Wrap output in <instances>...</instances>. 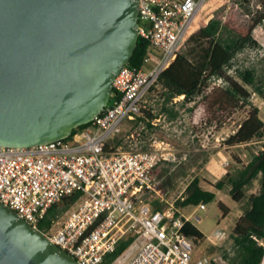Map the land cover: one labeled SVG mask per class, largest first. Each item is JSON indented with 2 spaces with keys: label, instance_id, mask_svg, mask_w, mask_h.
Wrapping results in <instances>:
<instances>
[{
  "label": "built area",
  "instance_id": "2783aa9c",
  "mask_svg": "<svg viewBox=\"0 0 264 264\" xmlns=\"http://www.w3.org/2000/svg\"><path fill=\"white\" fill-rule=\"evenodd\" d=\"M204 1L138 0V35L151 48L144 61L148 69L126 65L117 73L108 106L75 141L31 148L0 147V201L80 264H103L128 234L135 236L133 243L112 264L215 261L208 255L195 257V247L183 231L191 217L176 206L178 199L156 210L146 197L156 192L153 171L175 160L170 144L155 141L142 150L137 146L143 141L134 135L147 130L139 119L146 111L155 113L151 109L157 100L154 88L183 49L186 51V40ZM183 98L177 97L173 103ZM161 120L166 116L151 123L159 126ZM125 121L133 130L128 149L118 146L108 151L107 146L123 133ZM252 144L257 143L248 145ZM259 144H264V138ZM259 149L264 150L262 146ZM77 192L81 196L76 203L41 230L49 210ZM200 209L206 206L200 205ZM211 238L223 241L226 232L217 229ZM254 239L264 247L263 239Z\"/></svg>",
  "mask_w": 264,
  "mask_h": 264
},
{
  "label": "water",
  "instance_id": "95a60500",
  "mask_svg": "<svg viewBox=\"0 0 264 264\" xmlns=\"http://www.w3.org/2000/svg\"><path fill=\"white\" fill-rule=\"evenodd\" d=\"M138 0H0V147L69 138L109 104ZM0 264H80L0 201Z\"/></svg>",
  "mask_w": 264,
  "mask_h": 264
},
{
  "label": "trees",
  "instance_id": "16d2710c",
  "mask_svg": "<svg viewBox=\"0 0 264 264\" xmlns=\"http://www.w3.org/2000/svg\"><path fill=\"white\" fill-rule=\"evenodd\" d=\"M208 0L204 1L202 9ZM244 4H249L250 0H242ZM260 10L251 19L249 28H242L238 25V20L228 13L226 6L222 8V13H215L214 16L204 24L197 33L186 40V53H181L175 62L161 75L157 88V100L151 109L155 113L146 111L139 120L146 123L147 130L141 132L143 136L155 129L152 121L161 115L166 119H177L178 112H175L170 105L186 106L203 97L206 100L214 101L219 111L240 106L246 107L250 104V99L256 95L264 100V70H259L256 66H238L235 64L236 58L249 49H262L260 42L255 36V30L264 24V0H257ZM225 5V4H224ZM151 50L149 44L139 36L138 45L128 66L136 70H147L144 64L145 57ZM234 73V74H233ZM221 81V82H219ZM221 83L224 88H211L213 84ZM217 96L214 97V95ZM184 98L173 103L177 97ZM112 101V100H111ZM170 106V107H169ZM150 109V110H151ZM192 111V109L190 110ZM89 124L79 126L74 129L71 136L62 142H73L81 130ZM133 130H131L132 133ZM139 138V136H137ZM264 138V122L259 117V108L250 110L247 118L239 125L238 130L231 135L226 144L232 146H242L259 141ZM142 140V138H139ZM143 141V140H142ZM111 144L107 150H111ZM149 148H145L147 150ZM143 150V149H142ZM158 167L153 174L158 171ZM259 181L260 189L257 194H252L247 199L243 214L238 219L230 237L233 241V252L225 255L231 264H261L264 257V247L260 246L254 237L264 240V150L258 149L252 159L247 162L236 174H226L223 179L212 187L217 191H222L228 183L231 187L230 194L236 203H242L247 197V189L254 181ZM168 181H165V185ZM164 184H158V190L164 189ZM162 191V190H161ZM81 196L80 192L65 198L59 204L54 205L48 212L40 229L50 227L52 220L60 218L67 212ZM216 199V193L206 189L199 177H195L186 187L183 197L176 201V206L182 209L188 207H198L209 205ZM163 202L166 201L162 198ZM161 200V202H162ZM153 206L156 210L162 209L163 204L155 201ZM219 208L223 212V217H227L230 209L219 203ZM59 216V217H58ZM184 233L192 242L195 248L203 245L207 237L191 222L187 223ZM135 236L128 234L120 239L116 251L106 256L103 264H112L129 246L133 243Z\"/></svg>",
  "mask_w": 264,
  "mask_h": 264
},
{
  "label": "rangeland",
  "instance_id": "374dc122",
  "mask_svg": "<svg viewBox=\"0 0 264 264\" xmlns=\"http://www.w3.org/2000/svg\"><path fill=\"white\" fill-rule=\"evenodd\" d=\"M224 6H226L225 14L228 9L231 10L232 15L238 20L239 27L242 28H249L251 19L260 10L257 0H250L249 4H244L242 0H208L190 35L197 33L215 13L221 14ZM255 36L262 49L246 50L236 58L235 64L238 66L254 65L263 71L264 24L255 30ZM182 52L186 53L185 49ZM211 86L216 90L224 88L218 82ZM213 101V97L211 100L200 97L186 106H181L180 103L170 105V108L179 113L177 119L161 120L159 126L151 129L144 136L138 132L134 133L135 139L139 136L143 140L137 146L138 149L145 150V148H150V145L155 141H164L170 144V148L175 153V160L161 164L158 171L154 173L157 186L164 184L165 181L168 183L164 184L162 191H159L156 186V192L146 196L152 206L155 201H159L163 204L162 208H165L168 206L167 203H172L183 197L187 185L195 177L201 179V183L206 189L215 190L213 185L228 173L236 174L259 149L260 146L256 144L230 147L226 144V140L238 130L239 125L247 118L253 108H259V117L264 122V100L254 95L248 106L233 107L223 112L219 111L216 105H212ZM155 103L158 107L159 102ZM191 109L192 111H190ZM125 124L123 133L110 143L112 147L122 146L124 149H128L130 141L128 136L131 135L130 128L132 125L126 121ZM230 189V185L226 183L222 191L215 190L216 199L211 204L206 205L205 210H201L200 206L180 208L186 217H191L193 225L207 238L211 237L215 230L225 229L227 239L215 241V246L206 240L203 245L195 248L196 256L208 255L215 260L212 264H231L225 255L227 253H230V256L234 254L233 241L229 237L232 233V226L243 214V208H245L248 197L259 192L260 183L258 180L254 181L252 186L247 189V197L242 203L233 201ZM162 198L166 201L163 202ZM220 202L230 208L232 213L230 216L223 218V212L219 208ZM196 218L201 219V221Z\"/></svg>",
  "mask_w": 264,
  "mask_h": 264
},
{
  "label": "crops",
  "instance_id": "0c3cea01",
  "mask_svg": "<svg viewBox=\"0 0 264 264\" xmlns=\"http://www.w3.org/2000/svg\"><path fill=\"white\" fill-rule=\"evenodd\" d=\"M212 17H210V19H211ZM210 191H214L215 192V190H213V189H210ZM230 209V208H229ZM230 214H232L231 212L227 215V216H230ZM242 215H240L239 217H238V219L241 217ZM224 218V217H223ZM226 218V217H225ZM238 221V220H237ZM237 221L233 224V226H232V229H231V232L233 231V229H234V227H235V225H236V223H237ZM191 223H192V221H191ZM193 224V223H192ZM224 229V228H223ZM225 230V229H224ZM231 234V233H230ZM207 241H209L210 242V244L211 245H213V246H215L216 244H215V241H214V239L213 238H211V237H208L207 238ZM208 242V243H209ZM195 257H200L199 255H195Z\"/></svg>",
  "mask_w": 264,
  "mask_h": 264
}]
</instances>
